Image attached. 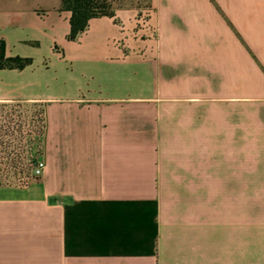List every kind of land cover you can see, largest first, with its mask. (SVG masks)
I'll return each mask as SVG.
<instances>
[{
	"label": "crops",
	"instance_id": "0c3cea01",
	"mask_svg": "<svg viewBox=\"0 0 264 264\" xmlns=\"http://www.w3.org/2000/svg\"><path fill=\"white\" fill-rule=\"evenodd\" d=\"M0 0V264H246L264 173V0H127L69 41L67 11ZM3 159V160H1ZM249 264H264V247Z\"/></svg>",
	"mask_w": 264,
	"mask_h": 264
},
{
	"label": "rangeland",
	"instance_id": "374dc122",
	"mask_svg": "<svg viewBox=\"0 0 264 264\" xmlns=\"http://www.w3.org/2000/svg\"><path fill=\"white\" fill-rule=\"evenodd\" d=\"M130 4L127 0H113L112 8ZM26 6L61 11V0H28ZM29 173H0V183L16 184ZM19 186V185H18ZM264 247V173H245V250L249 264L254 249Z\"/></svg>",
	"mask_w": 264,
	"mask_h": 264
},
{
	"label": "trees",
	"instance_id": "16d2710c",
	"mask_svg": "<svg viewBox=\"0 0 264 264\" xmlns=\"http://www.w3.org/2000/svg\"><path fill=\"white\" fill-rule=\"evenodd\" d=\"M113 0H61V10L70 13L69 34L67 39L74 41L82 34L90 20L99 17H111ZM30 64L29 59L7 57L0 41V70H22Z\"/></svg>",
	"mask_w": 264,
	"mask_h": 264
},
{
	"label": "built area",
	"instance_id": "2783aa9c",
	"mask_svg": "<svg viewBox=\"0 0 264 264\" xmlns=\"http://www.w3.org/2000/svg\"><path fill=\"white\" fill-rule=\"evenodd\" d=\"M3 160V159H1ZM0 169L1 166H0ZM45 170V161L43 159V155H41L40 152H38V155L35 159V161L33 162V164L31 165V169H30V173L28 175H26L24 178H22L17 184L16 186H20V187H24L29 185L32 181L39 179ZM13 173H21L20 170V165H14V171Z\"/></svg>",
	"mask_w": 264,
	"mask_h": 264
}]
</instances>
